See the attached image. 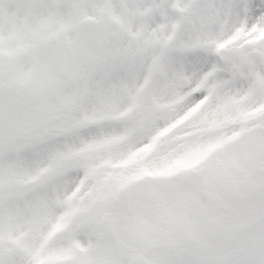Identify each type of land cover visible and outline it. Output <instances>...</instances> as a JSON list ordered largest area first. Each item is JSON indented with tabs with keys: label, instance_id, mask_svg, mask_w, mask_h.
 <instances>
[{
	"label": "snow or ice",
	"instance_id": "1",
	"mask_svg": "<svg viewBox=\"0 0 264 264\" xmlns=\"http://www.w3.org/2000/svg\"><path fill=\"white\" fill-rule=\"evenodd\" d=\"M0 264H264V0H0Z\"/></svg>",
	"mask_w": 264,
	"mask_h": 264
}]
</instances>
